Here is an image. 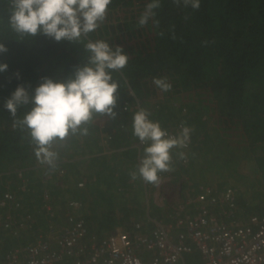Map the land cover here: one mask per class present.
<instances>
[{"label": "trees", "instance_id": "trees-1", "mask_svg": "<svg viewBox=\"0 0 264 264\" xmlns=\"http://www.w3.org/2000/svg\"><path fill=\"white\" fill-rule=\"evenodd\" d=\"M149 2L112 0L100 27L75 43L56 42L43 34L21 40L7 25L8 0H0V43L8 50L0 53V64L8 65L0 73V204L4 209L0 264L7 262L11 251L37 244L41 238L52 239L53 247L59 248L60 234L84 220L80 242L86 247L82 252L78 243L75 248L80 253L67 254L73 262L92 253L91 245L103 243L119 226L132 228L134 217L145 219L147 201L142 190L136 191L141 179L133 182L129 176L146 146L139 148L140 141L131 134L132 115L140 107L149 110L150 119L164 129L180 127L181 122L194 129L190 161L179 160L178 150L173 149L174 170L163 175H189L191 181L195 180L191 172L203 175L209 170V156L202 155L209 154L207 147L220 160L214 164L216 178L235 170L232 163L243 164L244 171L249 159L257 157L264 163V0H199L198 10L161 0L156 10L159 27L151 19L140 27L138 18ZM90 38L104 40L113 49L119 45L129 57L127 66L113 73L120 84L114 109L118 115L115 120L96 115L87 125V136L69 135L55 143L53 150L60 159L50 172L37 161L27 130L13 127L14 118L4 103L18 86L32 93L43 78L66 80L86 62L84 44ZM165 77L172 85L169 92L153 83V78ZM27 110V106L19 108L16 118ZM169 118L173 123L167 125ZM238 178L248 179L237 168L235 177L216 179L215 187L219 193L231 190L228 201L245 216L264 215V195L258 205L244 201L237 194ZM131 192L137 201L129 197L116 203L115 193L120 198ZM6 193L12 197L6 198ZM74 200L80 206H73ZM157 208L153 205L151 213L168 220V212ZM59 209L65 211V218L56 215Z\"/></svg>", "mask_w": 264, "mask_h": 264}, {"label": "clouds", "instance_id": "clouds-1", "mask_svg": "<svg viewBox=\"0 0 264 264\" xmlns=\"http://www.w3.org/2000/svg\"><path fill=\"white\" fill-rule=\"evenodd\" d=\"M111 3L112 0H8L7 25L21 40L43 34L56 42L80 43L105 21ZM173 3L177 6L182 3L193 10L200 7L199 0H173ZM161 6V0H150L138 18V26H146L151 19L153 25L159 27L156 10ZM84 50L88 53L86 62L76 67L66 80L43 78L32 93L18 86L4 103V108L14 118L13 127L27 130L37 161L47 165L50 172L57 169L60 159L59 153L53 150L55 143H62L69 135L87 136V125L96 115H107L113 120L118 115L114 109L120 84L113 73L127 66L128 55L121 46L113 49L104 40L91 39L84 44ZM7 51L0 43V53ZM7 68V64H0V73ZM153 83L162 92L172 89L166 77L153 78ZM22 106H27L28 110L22 118H16ZM150 116V111L144 107L132 115L131 134L140 141L139 148L146 146L138 155L139 164L129 176L132 180L139 178L147 184L158 185L159 174L174 170L172 162L177 158L172 157L173 149L178 150L179 160L185 159L182 149L188 150L194 129L184 122L180 127L171 125L164 129ZM167 130L176 134H169Z\"/></svg>", "mask_w": 264, "mask_h": 264}, {"label": "built area", "instance_id": "built-area-1", "mask_svg": "<svg viewBox=\"0 0 264 264\" xmlns=\"http://www.w3.org/2000/svg\"><path fill=\"white\" fill-rule=\"evenodd\" d=\"M182 161L189 162V156L185 154ZM159 175L158 185L145 183V219L134 218L132 228L92 244V253L84 258L66 259L67 254L80 253H76L78 243L82 252L86 247L80 242L85 222L79 220L72 230L60 234L59 248L53 247L52 239L41 238L37 244L11 251L5 264H189L187 256L196 252L201 264H264L263 214H241L227 199L231 190L219 193L209 183L195 186L185 175L183 182L177 176ZM72 205L78 207L80 202L74 200ZM153 205L167 211L168 220L152 214Z\"/></svg>", "mask_w": 264, "mask_h": 264}, {"label": "rangeland", "instance_id": "rangeland-1", "mask_svg": "<svg viewBox=\"0 0 264 264\" xmlns=\"http://www.w3.org/2000/svg\"><path fill=\"white\" fill-rule=\"evenodd\" d=\"M168 122L169 123L173 122V119L169 118L168 119ZM203 129L200 128V127H198V130L200 132H203ZM211 131H212V129H211ZM203 134L206 135L205 133H203ZM203 134L201 135V139L204 137ZM200 140H199V143H201ZM105 143H106V140H105ZM190 145H191V141H189L188 146H187L186 149H188V147ZM206 146H209V144L206 145ZM121 149H123V148H121ZM188 150H186V153H185L186 155H188ZM108 151H111V150H108ZM206 151L209 154L202 153V155L209 156L206 159V163H208V166H209L208 169L209 170L208 171L205 170L206 172L203 175H202L201 172L198 173L197 171H194L195 174L191 172V175L195 178L194 184H197L198 185L199 183L200 184L211 183L212 185L216 186V183H217L216 179H218V180L226 179L227 181H230L231 180L230 179V176L235 177L236 174H237V168H238V172L242 176L248 177V179H247L248 181L246 180V178H238L237 179V181H236L235 184H236V188L238 190V193H237L238 196L244 197L243 200L246 201V202H253V204H255V205L257 204L258 205L259 200H261L263 198L262 195H264V163L262 164L259 161V158H257V157H255L253 159H249L248 160V165H247L248 166V169L246 171H244V169H243V164H240L237 167V164H233L232 163L230 165V167L232 169H235V170H230V169L228 170L227 169L228 170V173L226 172V174H227L226 177H223V178L222 177H218V178H216V177H214V167L220 163V160H219V158H216V157L214 158L213 151L209 150V147H207ZM105 152H107V151H105ZM78 157H82L83 158L85 156L84 155H80ZM226 162L224 163V165H226ZM214 164H215V166H214ZM252 165H253V169L254 170H252V168H251ZM211 172H212V174L209 175V173H211ZM185 176H187V175H185ZM207 176H208V178H206ZM214 178H215V180H214ZM184 179H185V177H183V175L180 176V180H182V182L184 181ZM137 180L139 181L140 179L138 178V179H136L134 181L135 182H138ZM214 181H215V184H214ZM139 185H136L137 186L136 187V191H138L140 193V191L142 190L143 191V195L142 196L146 200L145 182L141 179V182H139ZM115 194H117V197H115V199L117 200L116 201L117 204H120V200H123L125 198H126V200H128L129 197L131 199H133L134 201H137V198L134 196L135 192L124 193L120 198H118L119 197L118 196V193H115ZM233 195H235L234 192H233ZM250 205H252V204H250ZM3 211H4V209H3V207L0 204V213L2 215H3ZM239 212L242 214L244 211H242V210L239 209ZM250 212H252V211H250ZM56 215L57 216L59 215L60 219L66 217V213H65L64 210H60L58 213H56ZM116 229L117 230H120V229H124V228L121 227V226H119ZM187 257H188L189 264H201V255L198 252L194 253L193 255H189Z\"/></svg>", "mask_w": 264, "mask_h": 264}, {"label": "crops", "instance_id": "crops-1", "mask_svg": "<svg viewBox=\"0 0 264 264\" xmlns=\"http://www.w3.org/2000/svg\"><path fill=\"white\" fill-rule=\"evenodd\" d=\"M188 178H189V175H188ZM194 181V180H193ZM204 182V181H203ZM200 184V183H199ZM120 230H122V229H120ZM189 263V262H188Z\"/></svg>", "mask_w": 264, "mask_h": 264}]
</instances>
